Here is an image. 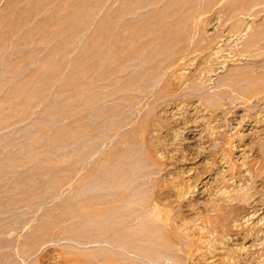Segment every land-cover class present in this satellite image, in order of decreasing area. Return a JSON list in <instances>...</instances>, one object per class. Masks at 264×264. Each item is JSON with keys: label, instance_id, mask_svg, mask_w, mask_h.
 I'll return each instance as SVG.
<instances>
[{"label": "rangeland", "instance_id": "374dc122", "mask_svg": "<svg viewBox=\"0 0 264 264\" xmlns=\"http://www.w3.org/2000/svg\"><path fill=\"white\" fill-rule=\"evenodd\" d=\"M0 264H264V0H0Z\"/></svg>", "mask_w": 264, "mask_h": 264}]
</instances>
